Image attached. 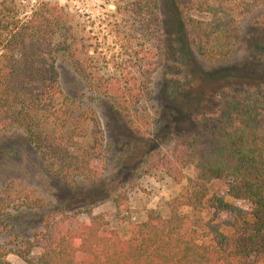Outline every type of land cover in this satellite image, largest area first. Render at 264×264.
Listing matches in <instances>:
<instances>
[{
	"label": "trees",
	"instance_id": "16d2710c",
	"mask_svg": "<svg viewBox=\"0 0 264 264\" xmlns=\"http://www.w3.org/2000/svg\"><path fill=\"white\" fill-rule=\"evenodd\" d=\"M173 1L184 13L196 10L207 16H185L184 20L202 55L229 58L231 54L214 57L206 53L205 46L213 45L222 33L230 34L233 15L239 7L245 8L244 2ZM259 1L262 0H253ZM27 6L19 0H0V133L10 127L21 128L27 140L41 151L43 160L49 158V152L65 161L69 157L64 145L72 142L73 135L56 136L49 130L58 127L68 112L67 105H60L66 97L56 68L59 53L66 54L74 71L98 95L112 99L115 110L127 112L142 98H151V76L162 62L159 0H134L130 4V23L123 38L137 40L140 49L128 53L124 68L127 71L119 77H103L89 68L92 59L88 51H78L75 39L65 37L68 14L63 6L48 1L38 3L34 9L27 10ZM145 44L151 48L145 49ZM261 89L248 84L232 88L235 93L222 105L217 118L199 115L191 130L176 137L168 154L149 155L145 161L147 170L162 169L176 183L184 178L186 167L195 168L194 177L187 178L185 192L170 202L167 217L150 212L144 221L132 223L128 236L123 238L110 226L107 213H87L86 220L66 213L56 218L57 212L52 213L45 221L44 232L29 244V250L39 248L40 253L33 258L27 256L29 252L19 253V257L26 264H264ZM94 125L87 145L100 150L103 134L97 120ZM71 163L70 167L48 164V168L67 179L72 174L91 181L101 176L86 157H77ZM213 181L224 182L227 189L225 194H214L205 201L207 186ZM2 190L6 197L0 201V214L4 201L9 203L13 192L10 188ZM115 204L127 211L123 194L117 196ZM183 207L207 210L211 219L199 228L193 227L190 216L180 211ZM8 254L0 246V264H7L4 259Z\"/></svg>",
	"mask_w": 264,
	"mask_h": 264
},
{
	"label": "rangeland",
	"instance_id": "374dc122",
	"mask_svg": "<svg viewBox=\"0 0 264 264\" xmlns=\"http://www.w3.org/2000/svg\"><path fill=\"white\" fill-rule=\"evenodd\" d=\"M47 1L64 7L68 14L65 37L75 39L78 51H88L91 70L103 77H119L127 71L128 53L140 49L137 40L123 38L134 0H19L28 5L27 10ZM242 1L245 8L239 7L233 15L230 34L222 33L215 44L205 46L206 53L214 57L231 54L219 60L202 55L184 23L185 16H207L196 10L184 13L173 0H159L162 62L151 76V98H142L127 112L115 110L112 99L98 95L74 71L66 54L59 53L56 68L66 97L60 105H67L68 112L58 127L49 130L56 136L73 135L64 148L75 157L66 152L69 158L62 161L56 153L48 152L45 161L23 129L10 127L0 133V201L6 197L2 189L13 191L0 214V246L9 251L4 259L7 264H26L19 253L29 252L30 258L40 253L39 248L29 250V244L44 232L45 221L52 213L57 212L56 218L60 213L77 214L79 220H86L87 213H107L110 226L123 238L132 223L144 221L150 212L168 216L170 202L185 192L187 178L194 177L195 168L186 167L184 178L176 183L162 169L147 170L149 155L168 154L176 137L191 130L199 115L217 118L222 105L235 93L232 88L248 84L264 91V0ZM146 48L151 45L145 44ZM95 120L103 134L100 150L87 145ZM77 157L91 160L101 176L91 181L72 174L67 179L48 168V164L70 167ZM226 189L224 182H210L205 201L214 194H225ZM121 194L126 196V212L115 204ZM180 211L190 216L193 227L199 228L211 219L207 210L183 207Z\"/></svg>",
	"mask_w": 264,
	"mask_h": 264
}]
</instances>
